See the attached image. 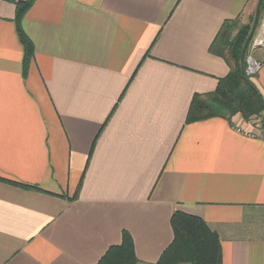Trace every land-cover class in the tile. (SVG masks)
Wrapping results in <instances>:
<instances>
[{
  "label": "crops",
  "instance_id": "obj_1",
  "mask_svg": "<svg viewBox=\"0 0 264 264\" xmlns=\"http://www.w3.org/2000/svg\"><path fill=\"white\" fill-rule=\"evenodd\" d=\"M17 2L0 0V264H96L125 231L156 264L175 211L217 231L223 264H264V132L188 121L230 72L221 28L258 0H35L28 64Z\"/></svg>",
  "mask_w": 264,
  "mask_h": 264
},
{
  "label": "trees",
  "instance_id": "obj_2",
  "mask_svg": "<svg viewBox=\"0 0 264 264\" xmlns=\"http://www.w3.org/2000/svg\"><path fill=\"white\" fill-rule=\"evenodd\" d=\"M35 0H18L16 21L18 32L26 48V64L33 54V44L22 28V19ZM264 10L261 1L260 12ZM238 20L226 21L211 46V51L223 56L230 67L229 74L219 82L216 90L206 98L195 95L188 121L224 116L233 125L232 118L239 114L245 122L254 117H264V98L241 63V52L251 31L249 24L242 25L234 35ZM250 21L254 19L250 17ZM259 22V20H258ZM257 22V24H258ZM255 125V124H253ZM259 128L264 132V119ZM32 188L29 185H21ZM174 232L172 243L156 264H223L220 237L217 231L200 217L175 211L171 218ZM96 264H140L136 256L132 236L123 232L121 244L111 246Z\"/></svg>",
  "mask_w": 264,
  "mask_h": 264
},
{
  "label": "rangeland",
  "instance_id": "obj_3",
  "mask_svg": "<svg viewBox=\"0 0 264 264\" xmlns=\"http://www.w3.org/2000/svg\"><path fill=\"white\" fill-rule=\"evenodd\" d=\"M259 1V0H258ZM258 3V2H257ZM256 8H257V6H255L254 8H253V10H252V12H250V14L247 16V17H243L242 16V18L240 17V18H238V20L236 21V23H235V27H234V31H233V35L235 34V33H237L236 31L238 30V28H240L242 25H246V24H249L250 26H251V29H252V26H253V22L252 21H250V17H252V19H254V17H255V13H256ZM259 22H258V24L256 25V28H255V31H254V34H253V36H252V39H251V41H250V43H249V46H248V48H247V51H246V53H245V60H244V64L246 65V68H245V72H246V69H247V65H248V63H249V61L251 62V60L253 59L254 61H256V62H261L262 60L259 58V56H258V49L259 48H261V47H264V46H261V47H259L258 49L256 48L255 50L254 49H252L251 48V46H252V44H253V39H254V37L255 36H257V34H258V32L262 29L261 28V26H262V24H263V21H264V10H262L260 13H259ZM253 76H255V75H253ZM253 76H251V78L253 77ZM206 99H208V98H206ZM209 100H211L210 98L207 100V101H209ZM260 119L261 120H263L264 119V117H261V118H259V117H254V118H252L249 122H247L249 125H252L253 126V124H259L260 123Z\"/></svg>",
  "mask_w": 264,
  "mask_h": 264
},
{
  "label": "built area",
  "instance_id": "obj_4",
  "mask_svg": "<svg viewBox=\"0 0 264 264\" xmlns=\"http://www.w3.org/2000/svg\"><path fill=\"white\" fill-rule=\"evenodd\" d=\"M261 28L262 29L258 32L257 36H255L253 39V44L251 48L254 50L256 48L258 49L259 47L264 46V21ZM262 65H263L262 61L259 63L252 59L251 62L249 61L247 65L246 74L249 77L256 75L261 70ZM238 130L240 131L241 128H238Z\"/></svg>",
  "mask_w": 264,
  "mask_h": 264
},
{
  "label": "water",
  "instance_id": "obj_5",
  "mask_svg": "<svg viewBox=\"0 0 264 264\" xmlns=\"http://www.w3.org/2000/svg\"><path fill=\"white\" fill-rule=\"evenodd\" d=\"M261 1L262 0H259L258 3H257V8H256V13H255V17H254V22H253V26H252V29L244 43V46H243V49H242V52H241V63L242 65L244 64V60H245V53L247 51V48L249 46V43L252 39V36L254 34V31H255V28H256V25H257V22H258V19H259V13H260V7H261Z\"/></svg>",
  "mask_w": 264,
  "mask_h": 264
}]
</instances>
